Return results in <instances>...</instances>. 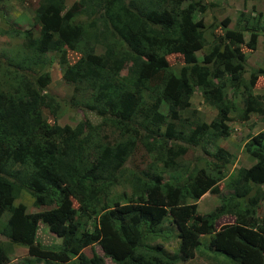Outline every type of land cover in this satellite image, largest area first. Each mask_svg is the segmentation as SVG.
I'll return each mask as SVG.
<instances>
[{
  "label": "trees",
  "instance_id": "1",
  "mask_svg": "<svg viewBox=\"0 0 264 264\" xmlns=\"http://www.w3.org/2000/svg\"><path fill=\"white\" fill-rule=\"evenodd\" d=\"M205 7L204 0H37L31 6L36 31L8 30L22 38L21 49L4 59L12 79L0 88V218L7 213L0 235L11 246L43 264H104V258L112 264H177L193 257L198 227L227 264H264V217L256 213L264 198L263 132L243 144L252 163L224 181L231 194L203 214L196 203L205 192H219L231 158L218 143L229 135L224 122L233 106L220 80L234 91L249 89L242 119L263 111V97L251 89L264 78V64L243 79L241 48L255 49L259 36L264 41V16L240 10L234 26L208 44L201 18L195 20ZM170 54L181 58L177 68L168 64ZM53 56L72 87L70 105L98 121H46L42 110L53 116L57 108L45 91ZM195 92L216 109L209 123L184 116ZM193 149L207 158L192 164L185 154L194 155ZM133 153L145 158L143 167H125ZM175 172L171 179L163 176ZM121 178L129 192L115 197ZM21 192L34 207H51L26 211L14 204ZM226 215L232 221L216 228ZM165 223L174 226L173 254L154 242L167 231ZM43 226L58 244L40 241ZM93 244L102 254L86 256L82 249ZM9 260L0 243V264Z\"/></svg>",
  "mask_w": 264,
  "mask_h": 264
},
{
  "label": "rangeland",
  "instance_id": "2",
  "mask_svg": "<svg viewBox=\"0 0 264 264\" xmlns=\"http://www.w3.org/2000/svg\"><path fill=\"white\" fill-rule=\"evenodd\" d=\"M73 0H65L66 5H69ZM37 0H0V88H3V84L12 79L11 68L6 66L5 57L14 51L20 50L22 38L21 36L12 37L8 33V30L15 28L18 30L28 29L30 31H36L37 24L33 20V6ZM204 3L207 5L203 13H198L195 16V20L201 18L203 22L202 36L206 42L213 41V39L220 34L224 28H232L234 23L238 19V12L243 11L244 16L254 15V13H259L264 16V0H204ZM86 17V16H85ZM251 17V16H249ZM5 30V31H4ZM97 50H101V46L96 47ZM245 55V72L242 74L243 79H248V72L261 64H264V41L262 37L259 36L256 43L255 49L249 50L247 47L241 48ZM200 50L196 52L197 57L200 56ZM51 54H47L49 56ZM69 59L74 60L75 55L72 53L68 54ZM180 57L176 54H170L166 56L168 64L172 67L177 68L179 65ZM5 70H4V67ZM50 81L45 87L46 93L52 95L57 101L56 113L51 116V114L46 110H42V114L45 115L46 121L48 123H55L58 125H69L73 126L78 121L83 118H87L90 122L98 121V118L90 111L78 108L77 106H71L69 103V97L71 96L72 87L65 83L61 78L60 68L58 63L55 61V57L48 67ZM6 71L9 72L8 75ZM14 82L9 83V87ZM220 91L226 94V98L230 97L233 106L228 111V118L224 122L226 127L230 129L229 135L220 140L218 143L220 146L225 148L230 153V161L226 165V168L222 173L224 177L219 183V192L211 193L205 192L200 198L196 201L197 211L199 214L206 213L216 207L223 197L231 194V191L225 187V180L228 176L231 175L235 169L240 166H248L252 163L250 157L247 156L246 152L243 150V144L250 139L252 135H255L258 132L264 133V108L260 113L250 112L247 118L242 119L239 115L240 111L243 108L242 98L249 91L247 88L242 86L237 87V91H234L232 86L229 85V81L226 78H222L219 82ZM253 95H261V107H264V78L258 77L255 81L253 88L251 89ZM228 94V96H227ZM78 96L75 97L78 98ZM189 107L184 110V116H193L200 118L206 123H209L213 118H215L217 112L214 106L203 102L202 98L199 96L198 92H195L190 97ZM160 111H165V105L160 106ZM209 145L208 142H205L204 147ZM209 150H212L208 146ZM195 154L187 152L185 154L186 158H191L192 164H197L198 157L206 159L207 156L200 149H193ZM145 159V158H144ZM144 159L138 155V153H133L127 158L125 162V167L127 168H141L143 167ZM179 175L178 172L170 174H164L163 176L167 179H171L172 176ZM264 191V185L261 186ZM129 192L126 182L121 178L119 185L114 186L112 193L115 197L121 196L122 192ZM21 202L25 205L26 211H37L42 209H47L51 206H39L34 207L32 205V199L26 192H21L19 197L14 200V204ZM75 203L72 201V205ZM256 213L259 217H264V198L261 201H258L256 207ZM7 215L4 212L0 218V223H2ZM232 221L230 216H222L215 222V227ZM163 228L167 229L163 232L162 237L155 238L154 242L161 243L163 249L173 254L177 251V238L174 233V226L171 224L165 223ZM197 234L199 237V245L194 251L193 257L178 261L177 264H227L222 255L218 256L212 252V248L208 244V234L203 231L202 228L197 227ZM39 232V233H38ZM40 241L44 244H58L59 238L54 234L49 232L45 226L41 227L37 231ZM0 243L6 248L10 260L7 263L12 264H24L29 262L32 264H43L41 260H34L31 257L25 254V250L22 247L11 246L7 240L0 235ZM94 251L96 254L101 255V250L97 244H93L91 247H85L82 249V252L86 256ZM225 259V258H224ZM104 264H112L108 258L103 259ZM28 263V264H29Z\"/></svg>",
  "mask_w": 264,
  "mask_h": 264
},
{
  "label": "crops",
  "instance_id": "3",
  "mask_svg": "<svg viewBox=\"0 0 264 264\" xmlns=\"http://www.w3.org/2000/svg\"><path fill=\"white\" fill-rule=\"evenodd\" d=\"M24 250V249H23ZM6 264H12V263H6Z\"/></svg>",
  "mask_w": 264,
  "mask_h": 264
},
{
  "label": "clouds",
  "instance_id": "4",
  "mask_svg": "<svg viewBox=\"0 0 264 264\" xmlns=\"http://www.w3.org/2000/svg\"><path fill=\"white\" fill-rule=\"evenodd\" d=\"M189 101H190V98H189ZM24 249V248H23ZM25 250V249H24Z\"/></svg>",
  "mask_w": 264,
  "mask_h": 264
}]
</instances>
